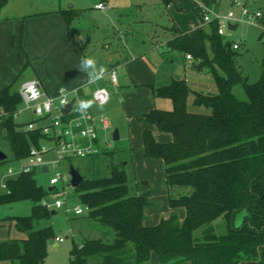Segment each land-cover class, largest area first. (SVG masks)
I'll use <instances>...</instances> for the list:
<instances>
[{"label": "trees", "instance_id": "trees-1", "mask_svg": "<svg viewBox=\"0 0 264 264\" xmlns=\"http://www.w3.org/2000/svg\"><path fill=\"white\" fill-rule=\"evenodd\" d=\"M199 1L208 7L217 2ZM163 3L169 6L172 0ZM6 4L7 0H0V13ZM197 8L202 13L198 4ZM57 12L68 25L78 15L75 9ZM166 29L168 48L191 54L194 65L206 67L218 87L215 94L204 93L186 79L174 78L153 87L156 96L172 100L173 108H154L142 118L173 135L172 142L161 143L145 130L144 153L163 159L170 206L185 207L186 215L181 220L172 212L158 224L146 225L145 211L155 204L149 188L131 195L125 168L114 164L109 176L84 178L75 190L90 208L89 217L113 229L115 237L74 243L70 264H148L153 254L158 264H264V72L258 81L248 82L233 42L219 34L217 21L187 32L177 24ZM261 65L264 68V56ZM237 84L243 85L247 99L234 93ZM191 95L193 104L205 111L189 109ZM21 103L12 84L0 94V129L18 162L45 137L21 128L13 116ZM36 173L7 179L6 191L0 194V205L33 203L28 215L0 218V222L14 220L17 229L27 234L25 239L0 240V262L45 264L49 243L57 236L52 225L38 226L51 210L43 204L49 191L37 182ZM176 186L190 192L173 196ZM241 212L242 223L236 225ZM219 221H224L226 231H218Z\"/></svg>", "mask_w": 264, "mask_h": 264}, {"label": "rangeland", "instance_id": "rangeland-1", "mask_svg": "<svg viewBox=\"0 0 264 264\" xmlns=\"http://www.w3.org/2000/svg\"><path fill=\"white\" fill-rule=\"evenodd\" d=\"M98 1L7 0L6 6L0 13V19L23 20L22 23L25 26V30L27 26L33 31L29 33L27 43H25L24 29L21 28L14 42L17 60L19 63H24L21 67H24V69L20 71V75L18 74L12 84V89L19 91L24 81L38 78V76L33 74L32 64H36L35 61L37 60L38 62L39 59H33L34 56L39 58L41 52L50 47H54L55 53L62 50V46H58L59 41L48 40L51 39L48 38L49 36H44L41 32H35L37 20L41 21L40 24L44 23V21L49 24V20L54 18L53 16L60 15L57 12L59 9L77 10L78 15L70 26L74 37H76L75 40L79 42L81 47L78 46L84 56L95 58L98 65H102L106 69V74L102 79L104 85H96L92 92L97 87H107L110 92V100L103 105V108H99L96 103L93 107L95 112L99 114L97 117L107 116L112 123L106 136H102L104 140L110 141L111 146L103 141L100 142L101 148H107L106 151L98 153V155L64 159L60 164V170L65 173H68L70 167L74 166L86 179L109 176L112 165H120L122 158L125 160V156L120 154L119 158L118 154H115L116 151L130 146V142L133 144L134 140V136L130 135V120H132L134 109L128 112L124 108L127 101L124 91L117 92L116 88L109 84V72L112 68H116L118 72H121L119 77L120 84L126 83L128 85L131 83L130 74L128 79V72L123 67L126 59H128L145 62L149 72L152 74V78H155L156 86L169 84V77L172 76L176 79H186L187 83L198 91L209 94L218 92L215 79L206 67L198 69L194 65L193 60L190 61L186 58L184 52L170 50L165 43L162 45L170 37V32L167 31L166 27L177 24V22L179 26L185 22L187 27H189L193 25V19L203 20V15L197 8L199 0H172L169 6L165 5L163 0H107L104 9H96L94 4ZM249 1L217 0L212 5V9L221 14L233 11L237 18H241L242 4ZM253 1L252 6L260 8L264 13V0ZM70 4H72V7ZM201 26H204V24ZM263 27L264 17L254 24L240 22L236 30L226 29L225 31L226 40L240 42V47L236 49L238 52L237 60L240 69L247 75L249 83L258 81L264 72V68L261 65V59L264 56V36L262 35V38H260ZM119 60L121 61V68L116 67V61ZM10 64L14 66L12 62ZM122 75H124L123 78ZM123 89L125 90L124 87ZM234 93L240 99H247V94L242 84H237L234 87ZM193 98V95L189 98V109L198 112L205 111L204 107L193 104ZM88 99L93 100L92 95ZM123 99L125 100L124 104L121 102ZM157 102L161 105L160 107L165 105L170 109L173 108V102L170 99L158 97ZM30 118L31 114L24 112L20 114L19 121L25 125ZM115 130H118L120 134L119 140H114ZM4 136L5 131L0 129V149L8 155V160L0 163V194L6 190V180L17 176L9 174L8 167H16L20 163L14 160L10 144ZM115 155L118 159H114ZM133 158L136 162V154H134ZM55 171L53 168L47 173L38 170L36 173L37 182L45 189H48L51 186L50 178ZM127 171L130 176L131 193H134L133 182L135 180L131 165L127 166ZM45 198L51 204L50 210H56L57 213H51L48 218L41 220L38 226L52 225L56 233L61 232L65 236L64 241L58 243L54 242V239L50 241L49 254L45 264H70V251L74 243H81L84 239L103 238L108 241L114 239L113 229L103 226L90 218L87 210L82 214L74 212L73 208L75 206L84 208L85 204L80 198V193L73 186L68 185L67 187V183L60 182L55 187V190L49 192ZM55 199L64 200V206L62 208L53 206ZM158 202H161V200L158 199ZM32 205L33 203L29 200L17 201L11 205L12 207L4 205L0 207V215H28L31 213ZM67 208L70 210L67 211ZM243 215L244 212L237 215L236 225L242 223ZM221 222L217 224L218 231L224 232L226 227L224 221ZM1 231L4 232L6 239L20 237L25 234L15 228L14 224L9 227V222L1 227Z\"/></svg>", "mask_w": 264, "mask_h": 264}, {"label": "crops", "instance_id": "crops-1", "mask_svg": "<svg viewBox=\"0 0 264 264\" xmlns=\"http://www.w3.org/2000/svg\"><path fill=\"white\" fill-rule=\"evenodd\" d=\"M53 17L54 18L49 20V24L46 21L40 24L41 21L37 20V22L35 23L37 25L35 28L36 30L35 32L37 33L41 32L42 35L47 37L49 36L48 38L51 39L48 40L54 42L59 41L58 46H62L61 48L62 50H59L56 53L53 50L54 47L53 48L50 47L48 49H45L44 51L41 50L42 52L39 58H36L35 56L33 57V59H39L38 62L37 60L35 61L36 64H32L33 74L38 76V78L43 82L46 89L53 94L57 92L59 87H66L68 89H79L81 94L85 95L88 98L90 97L92 90L93 88L96 87V85L99 86L103 84L102 79L94 83H88L86 81L84 74L79 71L80 60L82 57L85 56L81 52L80 49L81 46L79 42H76L75 40L76 37H74V33L71 30L70 27L71 25H68L61 15L53 16ZM201 20L202 19L200 20L193 19L194 21L193 25L189 27H187V24L185 22H183V24L179 23L180 26L179 25L178 26L183 31L186 32L191 31L197 26H201L204 24L203 20L202 22ZM22 21L20 20L11 21V20H7L6 18L0 19V94L2 93L4 88H6L10 84H13L18 74L20 75V71L24 69V67L21 68L24 63L22 62L19 63L17 60V51L14 48V42L17 34L20 33L21 28L24 29L25 43H27V38L29 33L33 31H31L30 28H27V26L25 30V26L22 23ZM166 42L167 41L165 40V42H163L162 45L164 43L166 44ZM11 62L14 64V66L10 64ZM116 64H117L116 67L121 68L120 60L116 61ZM124 65L125 66L123 67L128 72V79L130 74L131 83L128 85L126 83L120 84V81H118V84L113 86L116 88L117 92L124 91V94L127 97V101L124 108H126L128 112L134 109V112L132 113V120H130V126H131L130 135L134 136V140H133V144L130 142V146H126L125 148H122L119 151L117 150L115 154L116 155L118 154L119 158H120V154L125 156V160H123V158L122 160L120 159L121 160L120 163L123 165V167L127 172L128 183L130 176L127 171V166L131 165V168L133 169V177L135 180L133 184L135 190L134 193H131L132 190L129 185L130 194L138 195L142 189L145 190L149 188L151 193L150 199L155 204L152 207L146 209L145 211L144 223L146 225L149 226L156 225L161 221L162 218L169 217L172 212H177L178 215L180 216V219L183 220L186 215L185 207L172 208L169 203L170 190L165 184L166 172H165V165L163 159L156 157H146L144 153L143 132L145 130H150L153 133L155 139L161 143L172 142L173 135L170 132L161 131L156 125L148 123L144 121L142 118L144 117L145 114H147L154 108H161V109H170V108H168V106L165 105L163 107H160L161 105L158 104L157 98L159 96H156L154 94L153 87H160V86H156L155 78L154 77L152 78V74L151 72H149V68L145 62L142 61L137 62L126 59ZM197 68L200 69V67ZM120 76H121V72H119V77ZM123 77L124 75H122V78ZM173 79L174 78L170 76L169 82H171ZM123 87L125 88V90L123 89ZM121 102H123L124 104L125 100L123 99L121 100ZM91 110L93 111L96 118L99 119L100 117H97V115L99 116V114L95 112L94 107H92ZM109 129L106 131L103 130L101 131V133H105L103 135L100 133L102 139H103L102 136H106ZM119 139H120V134H119ZM134 154H136V162L133 158ZM116 155L114 159H118L116 158ZM50 156L51 154H49V157ZM43 170H44V166H43ZM143 182H145L147 186H145ZM51 188L53 189V187L50 186L47 190L50 191ZM172 191H173L172 192L173 196H179L181 194L189 193L190 188L176 186ZM158 199H160L161 202H158ZM11 205L12 204H10V207H12ZM1 206L4 205H0V207ZM54 211L55 213H57L56 210ZM7 216H16V215L4 214V215H0V218H4ZM7 222H9V227L14 224L15 228H17L16 222L14 220L1 221L0 240H6V236L4 235V232L1 231V227L5 226ZM60 235H62V233H60ZM16 238L25 239L27 238V234L25 233L22 236ZM55 241L56 240L54 239V242ZM56 243L58 242L56 241ZM56 246L58 245L56 244ZM0 264H12V263L10 261H1ZM148 264H158V258L155 254L152 255Z\"/></svg>", "mask_w": 264, "mask_h": 264}, {"label": "built area", "instance_id": "built-area-1", "mask_svg": "<svg viewBox=\"0 0 264 264\" xmlns=\"http://www.w3.org/2000/svg\"><path fill=\"white\" fill-rule=\"evenodd\" d=\"M107 0H99L94 4L96 9H104ZM253 0L242 4L241 18H237L233 11L227 14H221L212 7H208L198 2V6L202 10L203 23L209 24L213 21L218 22L219 34L225 36L226 29L229 24H238L240 22L246 24H254L264 17V13L260 8L252 6ZM264 28V27H263ZM234 49L240 47V42H233ZM187 59L193 60L191 54L186 55ZM119 81V72L116 68H112L109 72V82L117 85ZM19 93L22 97V103L14 112V118L20 122L21 128L26 132H39L45 137L41 139L39 145H32L29 155L18 166H9L8 172L11 175H20L29 173L33 170H41L43 173L50 172L55 169V173L50 178V185L53 187L49 192H53L58 183L63 182L71 186L70 173L60 170V164L64 159L72 157H86L106 151L101 148L100 142L103 141L111 146L109 140L101 138V131L110 128V119L107 116L96 118L91 108L88 110L86 117H81L75 111V105L78 100H89L85 95L81 94L79 89H68L59 87L55 94L49 92L39 78H31L24 81ZM92 98L97 105L107 104L110 100V92L107 87H97L92 93ZM67 100V103H61ZM70 102H73L69 111L65 110ZM29 112L31 118L23 124L19 121L20 114ZM49 154L51 156L49 157ZM43 166H47V170H43ZM43 204L50 208L48 200L45 198ZM65 202L61 199H55L53 206L62 208ZM70 209L67 208V211ZM76 214H82L90 208L75 206L73 208ZM65 236L59 235L55 237L57 242L64 241Z\"/></svg>", "mask_w": 264, "mask_h": 264}, {"label": "clouds", "instance_id": "clouds-1", "mask_svg": "<svg viewBox=\"0 0 264 264\" xmlns=\"http://www.w3.org/2000/svg\"><path fill=\"white\" fill-rule=\"evenodd\" d=\"M79 71L84 74L88 83H94L104 78L106 69L102 65H98L95 58L90 56L82 57L79 64ZM67 100H62L61 103H67ZM95 104L94 100H78L75 105V111L81 116L86 117L88 110ZM103 108V104L97 105Z\"/></svg>", "mask_w": 264, "mask_h": 264}, {"label": "water", "instance_id": "water-1", "mask_svg": "<svg viewBox=\"0 0 264 264\" xmlns=\"http://www.w3.org/2000/svg\"><path fill=\"white\" fill-rule=\"evenodd\" d=\"M70 6L72 7V4H70ZM238 27V24L234 23V24H229V28L230 30H236ZM73 102H70L67 106H65V110L69 111L72 107ZM114 140H118L119 139V132L118 130H115L114 132ZM8 155L6 154V152H4L2 149H0V162L7 159ZM44 170H47V166H44ZM69 173L71 175V186H73L74 188H76L77 186H79V184L83 181L84 176L80 173V171L75 168L74 166L70 167ZM52 189V188H51ZM50 189V190H51ZM51 213H55L54 210H51ZM61 232H57V235H60Z\"/></svg>", "mask_w": 264, "mask_h": 264}]
</instances>
